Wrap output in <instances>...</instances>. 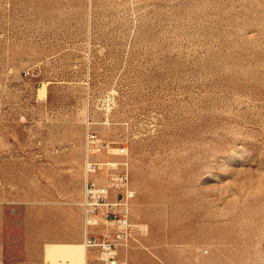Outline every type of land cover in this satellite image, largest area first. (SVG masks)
<instances>
[{
    "label": "rangeland",
    "instance_id": "rangeland-1",
    "mask_svg": "<svg viewBox=\"0 0 264 264\" xmlns=\"http://www.w3.org/2000/svg\"><path fill=\"white\" fill-rule=\"evenodd\" d=\"M88 156L135 192L91 226L117 264H264V0H0V264H84L48 249L86 242Z\"/></svg>",
    "mask_w": 264,
    "mask_h": 264
},
{
    "label": "built area",
    "instance_id": "built-area-1",
    "mask_svg": "<svg viewBox=\"0 0 264 264\" xmlns=\"http://www.w3.org/2000/svg\"><path fill=\"white\" fill-rule=\"evenodd\" d=\"M100 163L92 162L89 160V156L85 161L86 179L84 187V195L80 204L84 209V223H85V234H86V245L87 246H99L101 254L105 259L106 264H117L115 259L114 242L108 235H104L98 238L93 235L91 226L99 225L101 217L99 216L100 209L104 206L105 210L103 216L108 219L116 213L117 205H125L135 194V192L129 188L128 180L129 174L124 171L121 174L115 175L111 179V184H101L91 178V173L95 172L97 168H101ZM111 187L115 188L119 192L117 201H108V197L111 192ZM119 211V210H118ZM118 226L124 228L128 225V217L126 213L115 214L114 219ZM123 232H118L120 236Z\"/></svg>",
    "mask_w": 264,
    "mask_h": 264
},
{
    "label": "crops",
    "instance_id": "crops-1",
    "mask_svg": "<svg viewBox=\"0 0 264 264\" xmlns=\"http://www.w3.org/2000/svg\"><path fill=\"white\" fill-rule=\"evenodd\" d=\"M26 202L21 201L20 205L15 206L13 209L14 211L20 210V219H18V214L14 216V214H11L10 216L8 214H4L3 216V228L5 227V224H8V221L10 219L11 227L13 224L16 223L18 227H20L22 230V235L24 239V243L26 245L22 246L24 247L25 251L28 249V244H29V235H30V221H33L32 216L29 214L30 211H34L33 207L29 205H25ZM71 204V203H70ZM74 205V206H73ZM79 205V206H77ZM73 209L75 212L79 214V223H80V231L78 232L80 235L82 234L83 230V235H84V240L86 239V234H85V223H84V209L83 206L80 204V202L72 203V206L69 205L68 209ZM7 213V212H6ZM40 214H44V206L39 205V203L36 205V215L38 216ZM0 228L2 230V224L0 222ZM15 228V227H14ZM14 228L9 231L10 237H13L15 235L14 233ZM38 228V227H37ZM5 230V228H4ZM92 230V229H91ZM41 233L43 234V230L41 228ZM75 234V232H73ZM41 257H44V246H43V240H41ZM85 242L84 243H72V244H54L53 246L49 247L48 249V256L51 257V259H60L62 260H72L73 262L76 263H82L88 264L89 260V250L86 248ZM86 248V250H85ZM32 251V249H31ZM36 258H38L39 250H36ZM32 258V257H31ZM65 264L64 262H56L55 264ZM17 264H24L23 261H19ZM26 264V263H25ZM52 264V263H50Z\"/></svg>",
    "mask_w": 264,
    "mask_h": 264
},
{
    "label": "bare ground",
    "instance_id": "bare-ground-1",
    "mask_svg": "<svg viewBox=\"0 0 264 264\" xmlns=\"http://www.w3.org/2000/svg\"><path fill=\"white\" fill-rule=\"evenodd\" d=\"M101 220H102V219H101ZM103 224H104V223H103ZM100 225H101V224H100ZM85 246H86L87 249H89V247L86 245V243H85ZM86 248H85V250H86Z\"/></svg>",
    "mask_w": 264,
    "mask_h": 264
}]
</instances>
